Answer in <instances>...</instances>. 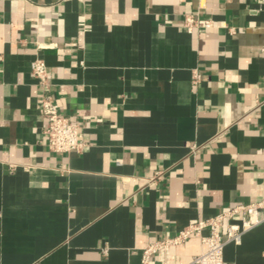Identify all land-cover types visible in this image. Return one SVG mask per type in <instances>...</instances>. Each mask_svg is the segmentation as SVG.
<instances>
[{"label":"crops","instance_id":"1","mask_svg":"<svg viewBox=\"0 0 264 264\" xmlns=\"http://www.w3.org/2000/svg\"><path fill=\"white\" fill-rule=\"evenodd\" d=\"M46 93L83 126L81 152L50 148ZM263 198L264 0H0V264H142ZM203 249L191 237L169 264ZM224 260L264 264V224Z\"/></svg>","mask_w":264,"mask_h":264},{"label":"built area","instance_id":"2","mask_svg":"<svg viewBox=\"0 0 264 264\" xmlns=\"http://www.w3.org/2000/svg\"><path fill=\"white\" fill-rule=\"evenodd\" d=\"M197 26H199L198 19L193 15H186L184 27L191 32ZM212 26L211 20H207L204 24L205 28ZM31 71L39 84L47 90L50 81L45 60L36 58L31 64ZM200 78V74L195 72L193 82L198 83ZM41 114L48 123L45 132L52 151L70 153L81 152L85 148L83 126L64 115L50 93H46L41 101ZM160 177L161 172H157L151 180L157 181ZM261 224H264V198L255 202L237 204L213 217L190 224L173 237L148 245L143 251L142 264H149L154 254L158 256L161 264H169L171 247L183 243L191 237L200 238L204 245L202 252L193 260L195 264H227L224 260L225 246L228 243H241L245 233ZM205 230L208 231L207 234L204 233Z\"/></svg>","mask_w":264,"mask_h":264}]
</instances>
